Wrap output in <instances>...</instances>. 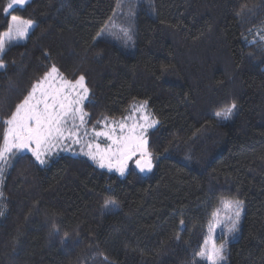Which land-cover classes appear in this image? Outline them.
<instances>
[{
	"label": "trees",
	"instance_id": "obj_1",
	"mask_svg": "<svg viewBox=\"0 0 264 264\" xmlns=\"http://www.w3.org/2000/svg\"><path fill=\"white\" fill-rule=\"evenodd\" d=\"M9 1L0 34L11 15L33 25L0 56V143L2 121L52 64L85 77L89 121L147 101L158 125L146 176L66 155L45 167L12 156L0 264H206L195 253L223 201L242 202L225 263L264 264V0H27L5 12ZM118 12L131 19L129 49L97 37ZM233 101L230 119L217 118Z\"/></svg>",
	"mask_w": 264,
	"mask_h": 264
},
{
	"label": "snow or ice",
	"instance_id": "obj_2",
	"mask_svg": "<svg viewBox=\"0 0 264 264\" xmlns=\"http://www.w3.org/2000/svg\"><path fill=\"white\" fill-rule=\"evenodd\" d=\"M26 2L27 0H11L4 11L9 12L15 5L22 6ZM32 25L33 21L30 19L11 15L7 32L0 34V53L4 52L7 44L4 35L9 41L24 39L28 36ZM105 27L107 24L97 32L98 38H105ZM107 35H116V33ZM122 39L125 45L131 41L132 37L128 30L123 31ZM3 68L5 64L0 59V69ZM88 96L89 88L83 75L69 80L55 64H52L2 121L4 128L0 143V172L8 159L25 150L30 151L40 164H44L46 161L42 157L50 153L54 147L66 143L82 144L83 138L89 136L86 119L88 114L83 108ZM236 107L233 101L215 115L227 121ZM136 113L140 114L138 118L133 119ZM98 123L103 127L100 130L95 126L91 128V139L84 143L81 149L84 155L100 168H108L110 171L115 169L121 176L124 175L129 161L133 159L141 173L152 171L153 153L149 151L146 133L158 121L147 111V101L141 103L139 107H134L132 114L119 122L104 118ZM99 138H104L107 143L102 145ZM84 148L87 151H84ZM241 205L242 202H234L235 210L227 217L229 233L238 231ZM104 207L115 208V201H106ZM226 207L231 209L233 205L229 204ZM217 223H220L219 219ZM180 224L183 225L184 221L181 220ZM223 251V245L218 247L213 242L210 246L203 245L195 255L207 264H220L224 258Z\"/></svg>",
	"mask_w": 264,
	"mask_h": 264
},
{
	"label": "rangeland",
	"instance_id": "obj_3",
	"mask_svg": "<svg viewBox=\"0 0 264 264\" xmlns=\"http://www.w3.org/2000/svg\"><path fill=\"white\" fill-rule=\"evenodd\" d=\"M137 1H140V0H137ZM10 2H11V0L9 1V3ZM15 6H20V5H15ZM115 16H116L115 17V20H113L111 23L107 24V27H105V33H106L105 38H100V39L106 40L107 42L112 43V44H114V45H116L118 47H122L124 49H129L130 47L133 46L132 39H131V41H128L127 45H125L122 37H123V31L124 30H128L129 31V34H130V30H129V27H128V23L131 24V19L128 16H126V17L123 16L119 12L116 13ZM121 18H124L126 21L123 22V23H118V24L116 23L115 24L116 20L121 19ZM29 32H30V30H29ZM108 33H116V35H107ZM4 39L7 41V44H6V46H7L9 43H22L25 38L24 39H12V40L9 41L8 40V37L6 35H4ZM1 55H2V53H0V56ZM86 100H85V102H86ZM141 103H143V102H133V103H131L129 105L128 109H127V112L123 116H120V117H117V118H108V120L109 121L115 120V121L119 122L122 118L127 117L130 114H132L133 108L134 107H139V105ZM83 108H84V105H83ZM147 111L149 112L148 106H147ZM139 114L140 113H136L133 116V119L138 118ZM86 119H87V127L89 129V136L83 138V143L82 144L66 143V144H63V145H59V146L54 147L50 151V153H46L42 157L46 161L44 164H40L38 161H36L35 160V157L32 156V153L30 151H27V150H25L22 153H17L16 155H18V154H27L28 153V154H30L33 157V159L35 160V162L40 167H45L49 163V161L51 159H53V158H55L57 156H61V155H66V156H70V157H74V158H83V159H86L87 161H89L92 165H94L96 168H98L100 170H103V171H105L107 173H110V174H114V175H116L119 178L126 177V175L128 174V172L130 171V168L133 166V163L135 162L134 159L132 161H129L128 167H127L124 175L121 176L118 172L115 171V169H113V170L110 171L108 168H100L96 163H94L91 159H89L86 155L83 154V152L81 151V149H82V147H84V143H86L89 139H91V128L93 126H95L97 128V130H100L103 127V125L100 124V123H98V121H103L104 120V118H102V119L97 120V121H89L88 115H87ZM129 122H131V121H129ZM157 125H158V123L154 127L149 128L148 131H147V133H146V135L149 132H151L152 130H154L157 127ZM99 142L102 145L105 144V143H107V141H105L104 138H99ZM84 151H87V149L84 148ZM11 158L8 159L7 163L3 164V166H2L3 167V170H2V172H0V184H1L2 179H3V172L9 167ZM222 204H223L222 205L223 207L219 211H217V213H215L213 215V217L211 218V220H209V222L207 224L208 225L207 226V237H206V240L203 242V245L207 244V245L210 246L213 242H215V244L218 247L221 246V245H223V247H224L223 257L224 258H223V260L220 261V264H226L225 263V253H226L225 252V244L229 241L230 234H232V233H229L227 231V227H228L227 217L229 215H231L232 214V211H234L235 209H234V202H232V201L231 202L230 201H225V202L223 201ZM229 204H232L233 205V208L230 209V208L226 207ZM240 213H242V209L241 208H240ZM217 219H219V221H220L219 224L217 223ZM240 219H241V217H240ZM196 261L197 262L203 261V262H205L207 264L206 261L201 260L198 256L196 258Z\"/></svg>",
	"mask_w": 264,
	"mask_h": 264
},
{
	"label": "water",
	"instance_id": "obj_4",
	"mask_svg": "<svg viewBox=\"0 0 264 264\" xmlns=\"http://www.w3.org/2000/svg\"><path fill=\"white\" fill-rule=\"evenodd\" d=\"M133 169H134V171L137 173V174H139V175H141V176H146V175H148V174H150L151 172H143V173H141L140 171H139V169H137L136 168V166H135V162L133 163ZM153 170V169H152Z\"/></svg>",
	"mask_w": 264,
	"mask_h": 264
}]
</instances>
